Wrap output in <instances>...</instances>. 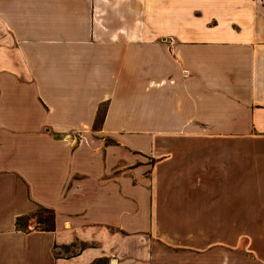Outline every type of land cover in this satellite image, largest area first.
<instances>
[{"label": "crops", "instance_id": "1", "mask_svg": "<svg viewBox=\"0 0 264 264\" xmlns=\"http://www.w3.org/2000/svg\"><path fill=\"white\" fill-rule=\"evenodd\" d=\"M37 206L54 231L17 230ZM238 223L264 224V0H0V264H264Z\"/></svg>", "mask_w": 264, "mask_h": 264}, {"label": "rangeland", "instance_id": "2", "mask_svg": "<svg viewBox=\"0 0 264 264\" xmlns=\"http://www.w3.org/2000/svg\"><path fill=\"white\" fill-rule=\"evenodd\" d=\"M100 111H103L101 108ZM247 146V147H246ZM237 149L238 151H244L245 149H249L252 151L260 150L261 149V144L260 143H255V142H248L245 143L244 141H238L237 142ZM154 161L152 162V164ZM241 203V202H240ZM36 210V209H35ZM34 210V211H35ZM35 217L30 220L28 223V230L34 229V221ZM196 227L198 225L199 227V232L203 231V229L206 232L207 235L211 237L212 239L215 238L216 235H223V229L225 230V226L228 224H215V223H209V224H194ZM237 225V231H238V237H237V248H238V254L241 256H244L246 259H251V255H254V257H260V250L262 249V231H264V224L262 223H250V224H236ZM204 231V233H205ZM173 235V234H172ZM172 235L171 238H172ZM176 238H178L177 235H175ZM192 236L188 234L187 240H191ZM254 252H258V254L255 256L253 254Z\"/></svg>", "mask_w": 264, "mask_h": 264}, {"label": "trees", "instance_id": "3", "mask_svg": "<svg viewBox=\"0 0 264 264\" xmlns=\"http://www.w3.org/2000/svg\"><path fill=\"white\" fill-rule=\"evenodd\" d=\"M104 111H98V116L94 122L93 128L97 129L103 120ZM34 221V229L38 231H54V212L51 209L37 206L36 210L26 216L17 217L15 220V227L17 230L28 231V223L30 219Z\"/></svg>", "mask_w": 264, "mask_h": 264}]
</instances>
